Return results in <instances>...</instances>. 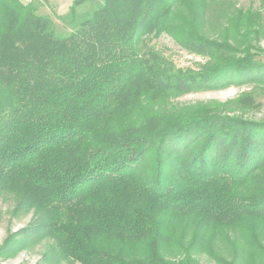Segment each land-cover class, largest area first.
Segmentation results:
<instances>
[{
    "label": "trees",
    "instance_id": "16d2710c",
    "mask_svg": "<svg viewBox=\"0 0 264 264\" xmlns=\"http://www.w3.org/2000/svg\"><path fill=\"white\" fill-rule=\"evenodd\" d=\"M85 1L57 34L33 2L0 0V191L35 221L18 246L51 240L56 264H264V121L170 103L264 71L232 55L259 14L209 29L223 0ZM161 34L207 61L177 67L149 47Z\"/></svg>",
    "mask_w": 264,
    "mask_h": 264
},
{
    "label": "rangeland",
    "instance_id": "374dc122",
    "mask_svg": "<svg viewBox=\"0 0 264 264\" xmlns=\"http://www.w3.org/2000/svg\"><path fill=\"white\" fill-rule=\"evenodd\" d=\"M23 3L33 2L38 7V13L47 14L56 23L57 34L68 32L66 27L58 18L69 12L74 0H21ZM263 0H223L209 9L208 28L211 29L215 16L218 20H224L226 13L234 8L252 10L259 14L260 30L251 35L253 39L249 48L237 47L233 56L242 58L251 57L255 62L264 65V8ZM102 0H87L79 4V13L86 12L96 7ZM212 9V10H211ZM221 16V17H220ZM214 26V25H213ZM149 47L158 50L171 60L174 65L182 69H190L191 72L198 70L207 61V58L185 50L167 34H161L148 41ZM256 64V63H255ZM253 68V67H251ZM247 71L240 72L234 78V82L226 83L217 88L201 91H191L173 98L170 103L187 106L189 108L205 109V113L217 116L222 120L240 119L246 122L264 121V74L261 70H254L252 74ZM245 73H248L245 75ZM264 145V129L262 130ZM13 192L0 191V264H56L51 257H45L49 253L51 240L37 238L34 241L23 242L25 233L35 226L33 214L25 208L17 206V197ZM5 248L7 250H5ZM200 260L205 264H216L206 255H200ZM60 264H66L62 262Z\"/></svg>",
    "mask_w": 264,
    "mask_h": 264
}]
</instances>
